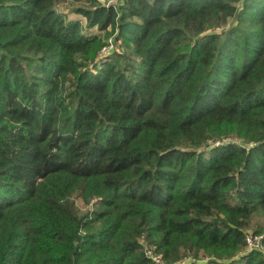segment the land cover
Instances as JSON below:
<instances>
[{
  "label": "trees",
  "instance_id": "16d2710c",
  "mask_svg": "<svg viewBox=\"0 0 264 264\" xmlns=\"http://www.w3.org/2000/svg\"><path fill=\"white\" fill-rule=\"evenodd\" d=\"M249 230L264 0H0V264H264Z\"/></svg>",
  "mask_w": 264,
  "mask_h": 264
},
{
  "label": "built area",
  "instance_id": "2783aa9c",
  "mask_svg": "<svg viewBox=\"0 0 264 264\" xmlns=\"http://www.w3.org/2000/svg\"><path fill=\"white\" fill-rule=\"evenodd\" d=\"M121 1H119V2H121ZM108 4H110V3H108ZM112 4H114V3H112ZM111 40H109V44L107 45V47L104 48L103 53H107L108 51H110L111 49L114 48L113 42ZM247 244H248V249H250V250L262 249L261 248V247H263L262 236L254 235V234H251V235L248 234V236H247ZM154 259L156 261H159L157 257H155Z\"/></svg>",
  "mask_w": 264,
  "mask_h": 264
},
{
  "label": "rangeland",
  "instance_id": "374dc122",
  "mask_svg": "<svg viewBox=\"0 0 264 264\" xmlns=\"http://www.w3.org/2000/svg\"><path fill=\"white\" fill-rule=\"evenodd\" d=\"M102 2H107V3H110V4H112V3H118L119 1H121V0H101ZM80 4H73V5H71V4H63V5H61L60 6V10L61 11H66V13H68V15L70 16V18H72V19H80V20H83L84 21V19L81 17V15H78V14H76L74 11H73V9L75 8V7H77V6H79ZM92 31H96L95 29H93ZM216 31H219L218 29L216 30ZM112 41V40H111ZM117 46H118V44H116V46H115V48H117ZM248 234L249 235H251V234H254L253 233V231L252 230H249L248 231ZM262 248V250L264 251V245H263V247H261Z\"/></svg>",
  "mask_w": 264,
  "mask_h": 264
}]
</instances>
